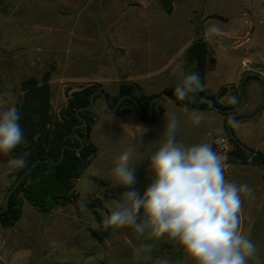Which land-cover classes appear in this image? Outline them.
<instances>
[{"label":"rangeland","instance_id":"rangeland-1","mask_svg":"<svg viewBox=\"0 0 264 264\" xmlns=\"http://www.w3.org/2000/svg\"><path fill=\"white\" fill-rule=\"evenodd\" d=\"M206 2L178 0L173 12L167 13L156 0H6L0 5V92H8L18 108L23 97L21 83L30 77L40 82L46 77L54 116L62 112L70 93L89 83L102 85L111 97V108L117 104L114 99L121 83H134L140 91L143 88L160 94L165 86L174 85V79L177 81V75L172 73L176 64H181L186 74L193 72L195 61L187 47L204 39L205 27L214 25L222 33L212 37L210 48L224 70L210 81L209 88L233 82L241 66V53L234 51L229 34L242 21L235 16L234 6L221 7L219 0H209L214 13L206 15ZM244 4L253 15L245 19L246 23L253 21L258 31L252 41L264 42V0H245ZM220 10L224 15L218 14ZM258 54L264 56V51ZM248 58L253 59L254 55L251 53ZM169 101L164 96L154 101L153 121L165 114ZM92 105V131L96 123L109 116L120 127L125 120L137 119L139 115L129 104L108 109L104 97L93 100ZM0 158L5 161L6 155L0 154ZM8 174L7 185L0 193V207L14 181ZM95 182L96 192L86 198V206L82 207L80 201L59 206L71 204L66 210H77L88 234L82 240L83 247L89 248V239H93L97 245L93 248L98 250L109 239L108 232L115 229L103 225V218L112 211L106 205L111 198L110 184L98 179ZM76 183L77 180L75 194ZM242 211L246 213L248 209ZM74 242L71 240L66 246L68 257L74 254ZM174 248L169 242L158 245L152 249L153 257L167 258L174 264ZM130 261L134 264L133 255Z\"/></svg>","mask_w":264,"mask_h":264},{"label":"crops","instance_id":"crops-1","mask_svg":"<svg viewBox=\"0 0 264 264\" xmlns=\"http://www.w3.org/2000/svg\"><path fill=\"white\" fill-rule=\"evenodd\" d=\"M244 1L219 0L221 7L234 6L235 16L242 21L240 23L238 20L240 23L236 25L238 29L229 34L234 51L241 53V57L238 58L241 61L239 63L241 66L236 70L233 82L209 88L210 81L216 79L218 72L221 74V71L224 70L221 67L223 63L210 48L212 37L222 32H211V27H205L204 30V40L208 45L205 75L206 94L215 95L222 87H229L228 93L222 100L225 103L234 104L232 100L235 98L236 101H240V104L224 111L199 109L198 107L188 110L175 101H169L165 114L156 121L150 119V112L147 120L142 119L139 114L137 119L125 120L120 127L114 120L101 119L94 125L92 131L98 153L90 167L76 183V194L79 197L81 196V187L86 179L93 183L91 193L96 192L95 179L104 180L110 184L111 198L108 200L109 203L106 201V205L112 210L116 208L122 193L130 190L115 186L110 181L109 171L114 166L116 158L135 141L139 151L146 152L149 148L155 151L156 145L159 146L158 141L165 131L166 116L173 112L179 118L177 139L185 144L210 143L212 145L214 137L223 134L225 125L230 124V118H234L236 124L233 126L231 123L230 131L237 144L252 150L253 154L264 155V56L258 54L259 51H264V42L252 41V36L258 31L253 21L249 24L246 23L245 19L253 15ZM212 6L207 0L206 15L214 13ZM218 14H223V12L220 10ZM213 27L218 28L216 25ZM251 53L254 55L253 59L248 58ZM175 84L177 81L174 79ZM170 86L173 85H167L164 88ZM142 90L147 95L157 94L156 92H146L143 88ZM193 111H199L206 115L205 120L198 126L192 122L191 113ZM142 128L147 131L138 136ZM10 159L12 157L9 154L6 155L5 161L0 158V193L7 185V174L10 170L8 161ZM135 176L137 183L134 187L143 195L146 187L151 183L147 158L136 165ZM225 178L237 184L246 183L253 190L252 197L242 195L240 230L256 244L260 264H264V211L259 209L264 208V165L258 166L251 160L246 163H231L225 172ZM76 203L79 204V201ZM70 205L57 206L51 213L42 214L32 204L24 200L22 214L18 221L10 227L0 226V264H131L130 255H133L134 247L142 243H154L155 247L168 243L164 239L153 241L143 237L137 238L131 228L123 227L114 228L115 230L108 232L110 237L106 239L104 247L98 248L99 251L93 248L97 246L93 239H89V248H84L82 240L88 238V234L84 232V220L80 214H77L76 208L74 212L66 210ZM242 209H248V211L245 213ZM103 230L107 231V229ZM71 240L75 241L73 244L74 254L71 253L68 257L66 246ZM153 260H155L154 257ZM174 264H194V262L186 259L182 250L176 246L174 248ZM249 264H255V261L249 260Z\"/></svg>","mask_w":264,"mask_h":264},{"label":"clouds","instance_id":"clouds-1","mask_svg":"<svg viewBox=\"0 0 264 264\" xmlns=\"http://www.w3.org/2000/svg\"><path fill=\"white\" fill-rule=\"evenodd\" d=\"M210 31L219 29L213 27ZM172 73L177 75L178 99L185 100L204 90L199 73L186 74L181 64H176ZM237 102L233 98L232 103ZM205 118V113H191L197 126ZM19 121L20 111L10 94L0 92V154L8 155L25 143ZM230 123L235 126L234 118H230ZM178 128L179 118L174 112L169 113L155 151L149 148L141 152L135 141L116 158L109 171L110 181L130 190L122 193L118 206L103 218L104 227H128L137 238L164 239L194 264H249V260L260 264L256 244L240 230L242 195L252 197V188L227 180L225 158L210 143L188 145L178 140ZM146 131L142 128L138 136ZM28 154L10 159V171L24 168ZM145 158L149 160L151 183L141 195L134 187L135 171ZM92 188L93 183L86 179L81 187L82 207ZM154 247V243L134 247V264H172L167 258L153 260Z\"/></svg>","mask_w":264,"mask_h":264},{"label":"trees","instance_id":"trees-1","mask_svg":"<svg viewBox=\"0 0 264 264\" xmlns=\"http://www.w3.org/2000/svg\"><path fill=\"white\" fill-rule=\"evenodd\" d=\"M5 1L0 0V5ZM156 1L162 5L167 13H172L177 0ZM188 54L195 61L193 72L199 73L205 86L208 58L206 41L203 38L196 40L189 46ZM175 87L176 84L164 88L160 94L147 95L140 91V88L134 83H121L114 103H117L123 96H132L142 111V119L144 120L149 118L151 101L162 93L167 94L178 105L186 108H193L198 105L202 97H206L208 103L199 104V109L222 111L240 104V101L229 104L222 100L228 93L229 87H222L215 95H207L204 87L203 91H198L185 100L177 98ZM20 88L23 97L18 107L20 111L19 123L24 133L25 143L19 145L11 154L13 157H19L24 152L29 154L25 157L27 163L24 168L10 171L8 174V177H14L12 187L26 173L10 196L8 207L0 211V225L2 227L13 226L18 221L22 214L24 200L32 204L41 213L50 212L55 207L69 202H81L80 197L75 194V182L88 168L98 149L92 138L93 105L86 110L79 111V109L89 105L91 95L96 91H103L109 106L113 105L110 95L102 88L101 84L89 83L70 93L62 112L59 116H54L48 78L45 77L40 82L37 78L30 77L21 83ZM99 98H103V96L97 93L94 100ZM134 100L124 98L119 109L129 104L138 110ZM83 120L85 124L80 126L83 124ZM230 130L231 123L226 124L224 134L234 139ZM75 132L80 136V139L75 136ZM81 143H83L82 148H80ZM229 160L231 163H246L251 160L253 164L258 166L264 165L263 154L247 153L240 146Z\"/></svg>","mask_w":264,"mask_h":264},{"label":"water","instance_id":"water-1","mask_svg":"<svg viewBox=\"0 0 264 264\" xmlns=\"http://www.w3.org/2000/svg\"><path fill=\"white\" fill-rule=\"evenodd\" d=\"M97 93H98V94H101V95L104 97L106 107H107L108 109H110V110H111V109H117V108L120 106V103H121V101H122L124 98H130V99L134 100V98H133L132 96H129V95L123 96V97H121V98L118 100L116 106H115L114 108H111V107L108 105V101H107V98L105 97L104 92H103V91H96V92L92 93V95H91V100H90L89 105L86 106V107H84V108L79 109V111H80V110H86V109H89V108L91 107L92 103H93L94 96H95ZM160 96H164V97L168 98L169 100L174 101L173 99L169 98V96H168L167 94H165V93H162ZM160 96H158V97H156L155 99H153V100L151 101V103H150V107H149V109H150V119L152 118V116H151V107H152L154 101H155L157 98H159ZM134 101H135V100H134ZM201 103H208V99H207L206 97H202V98L200 99L198 105H196V106L193 107V108H186V109L190 110V109L197 108V107L199 106V104H201ZM135 104H136L137 107H138V110H139V114H140V116H142V111L140 110V108H139V106H138V104H137L136 101H135ZM223 111H224V110H223ZM84 124H85V121L83 120V124L80 125V126H83ZM75 136H76L78 139H80V136H79L76 132H75ZM82 147H83V143H81V147H80V148H82ZM80 148H79V149H80ZM242 148H243L247 153H253V151L250 150V149H248L247 147H243V146H242ZM25 174H26V173H25ZM25 174H23V175L18 179V181H17V182H16V183H15V184H14V185L8 190V192H7V194H6V197H5V201H4V207H3V208H0V211H3V210H5V209L8 207V202H9V198H10V196L12 195V193L14 192V190L17 188V186L19 185V183L21 182V180L24 178Z\"/></svg>","mask_w":264,"mask_h":264},{"label":"built area","instance_id":"built-area-1","mask_svg":"<svg viewBox=\"0 0 264 264\" xmlns=\"http://www.w3.org/2000/svg\"><path fill=\"white\" fill-rule=\"evenodd\" d=\"M237 142L230 136L223 134L217 135L212 141L213 150L225 158V172L227 171L231 155L238 150Z\"/></svg>","mask_w":264,"mask_h":264}]
</instances>
